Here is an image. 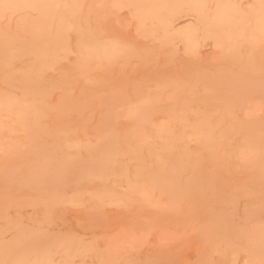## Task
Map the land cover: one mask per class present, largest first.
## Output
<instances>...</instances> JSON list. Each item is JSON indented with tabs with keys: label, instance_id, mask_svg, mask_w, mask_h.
I'll use <instances>...</instances> for the list:
<instances>
[{
	"label": "rangeland",
	"instance_id": "rangeland-1",
	"mask_svg": "<svg viewBox=\"0 0 264 264\" xmlns=\"http://www.w3.org/2000/svg\"><path fill=\"white\" fill-rule=\"evenodd\" d=\"M0 264H264V0H0Z\"/></svg>",
	"mask_w": 264,
	"mask_h": 264
}]
</instances>
